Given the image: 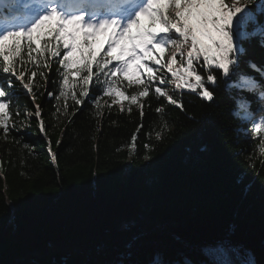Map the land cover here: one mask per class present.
<instances>
[{
  "label": "trees",
  "instance_id": "trees-1",
  "mask_svg": "<svg viewBox=\"0 0 264 264\" xmlns=\"http://www.w3.org/2000/svg\"><path fill=\"white\" fill-rule=\"evenodd\" d=\"M246 8L264 28V0ZM251 39L241 44L256 67L213 69V100L185 88L173 94L183 110L154 92L143 116L135 105L109 109L108 97L98 110L95 83L83 106L57 101L56 61L35 81L34 102L15 82L0 130V264H264V133L250 131L252 116L264 117V47ZM7 79L0 73V87ZM225 241L224 256L209 255Z\"/></svg>",
  "mask_w": 264,
  "mask_h": 264
},
{
  "label": "snow or ice",
  "instance_id": "snow-or-ice-1",
  "mask_svg": "<svg viewBox=\"0 0 264 264\" xmlns=\"http://www.w3.org/2000/svg\"><path fill=\"white\" fill-rule=\"evenodd\" d=\"M248 3L249 0H31L19 12L21 0H5V10L13 9L16 15L11 22L0 24V73L8 77L6 87H0V130L9 131L8 89L19 82L34 102L35 81L38 77L47 81L44 70L50 71L53 61L58 63L60 75L59 95L54 97L57 101L71 99L75 105L83 106L94 83L101 86V96L96 100L98 110L100 99L108 97L111 102L104 103L109 109L117 105L121 112L130 113L135 105L143 116L144 99L153 92L183 110L172 93L185 88L204 100H213V92L206 87L216 83L213 69L230 77L239 74L242 63L255 68V64L249 65L241 41L247 40L251 47V38L259 35V46L264 47V28L258 25L254 10L246 8ZM260 14L264 15V9ZM249 25H253L251 30ZM201 58L206 79L196 68ZM29 63L34 70L27 68ZM239 78L255 87L252 78L242 74ZM128 89L134 91L129 94ZM67 107L65 103V111ZM240 107H244L243 103ZM156 112L164 113V107H157ZM34 115L41 116L39 105ZM39 129L46 131L43 120ZM251 133L254 138L264 133V117L253 118ZM132 140H136L135 135ZM260 140L264 142V136ZM227 249L225 241L210 247L209 255L224 256ZM218 264L233 262L222 260Z\"/></svg>",
  "mask_w": 264,
  "mask_h": 264
},
{
  "label": "rangeland",
  "instance_id": "rangeland-1",
  "mask_svg": "<svg viewBox=\"0 0 264 264\" xmlns=\"http://www.w3.org/2000/svg\"><path fill=\"white\" fill-rule=\"evenodd\" d=\"M3 22H1L0 24H2ZM179 58V57H178ZM180 59V58H179ZM167 75V74H166ZM191 82H194V80H191ZM161 87H165V88H171L173 87V85H161ZM182 92V90H177L176 92L172 93V94H180Z\"/></svg>",
  "mask_w": 264,
  "mask_h": 264
},
{
  "label": "bare ground",
  "instance_id": "bare-ground-1",
  "mask_svg": "<svg viewBox=\"0 0 264 264\" xmlns=\"http://www.w3.org/2000/svg\"><path fill=\"white\" fill-rule=\"evenodd\" d=\"M26 1H27L28 3H30V0H26ZM0 3H1V7H2L3 11H8V9L5 10V0H1ZM9 9H10V8H9ZM10 11H11V13H14L13 9H11ZM12 11H13V12H12ZM20 11H21V10H20Z\"/></svg>",
  "mask_w": 264,
  "mask_h": 264
}]
</instances>
